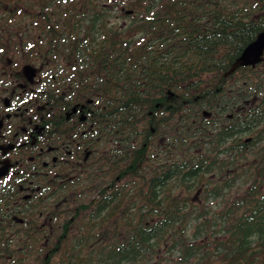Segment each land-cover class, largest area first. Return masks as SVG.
<instances>
[{"label":"trees","instance_id":"1","mask_svg":"<svg viewBox=\"0 0 264 264\" xmlns=\"http://www.w3.org/2000/svg\"><path fill=\"white\" fill-rule=\"evenodd\" d=\"M32 2L0 0L2 4ZM119 2L131 10L132 21L126 28L94 43L66 40L59 31L60 40L47 42L39 50L102 53V98L109 103V111L120 107L124 130L137 129L149 118L147 111L155 109L166 85L167 146L172 154L166 179H181V183L135 185V198L141 196L144 202L149 197V220L103 216L102 233L88 230L85 234L80 229L75 241L56 242L63 249L32 250L34 235L24 236L28 244H20V234L12 238L0 232V264H264V94L258 91L264 88V69L251 76L252 72H245L248 67H239L240 79L234 72L226 74L243 49L264 31V0ZM19 13L31 18L32 8ZM50 16L45 15L51 20L65 18ZM8 28L0 25V37ZM23 50L32 51V47ZM226 83L248 89V98L261 99L250 106L242 126L249 136L232 138L224 149L230 156L218 160L212 156L215 141L209 135L208 120L196 113V107L210 102L206 85ZM156 119L146 121L151 126L156 123L159 131ZM216 141L222 144L225 137ZM227 169L228 178L224 176ZM214 174L223 181L211 183ZM233 187L237 193L229 197L226 190ZM195 191L200 192L198 196L193 195ZM215 199L220 200V209L209 207Z\"/></svg>","mask_w":264,"mask_h":264},{"label":"flooded vegetation","instance_id":"2","mask_svg":"<svg viewBox=\"0 0 264 264\" xmlns=\"http://www.w3.org/2000/svg\"><path fill=\"white\" fill-rule=\"evenodd\" d=\"M44 1L0 3V13H7L0 15V25L9 26L0 37V232L12 238L20 234V244L27 243L24 236L30 233L35 241L29 248L48 252L63 249L56 245L62 238L75 241L80 229L85 234L102 233L103 216L149 220V197L144 202L141 196L135 198V185L181 183V179H166L172 159L167 146L166 85L155 109L147 111L149 118L159 117L160 130L147 117L137 129L124 130L120 107L109 111L102 98V53L39 50L60 40L59 31L66 40L101 42L129 25V9L119 0H91L89 5L77 0L41 4ZM29 7L31 18L19 13ZM45 15L65 18L51 20ZM121 17L130 20L112 22ZM24 43L32 51L23 50ZM239 67H248L245 72L253 76L255 70L264 69V59L237 66L233 72L238 79ZM206 88L210 102L196 107V113L208 120L215 141L213 158L223 160L230 156L224 149L232 138L249 136L242 126L253 102L261 98H248V89L230 83ZM258 91L264 94V88ZM224 137V143L216 141Z\"/></svg>","mask_w":264,"mask_h":264},{"label":"water","instance_id":"3","mask_svg":"<svg viewBox=\"0 0 264 264\" xmlns=\"http://www.w3.org/2000/svg\"><path fill=\"white\" fill-rule=\"evenodd\" d=\"M246 47L247 51L243 54ZM246 47L243 49L240 56L236 59V64L234 63L230 71H233L237 66L254 65L264 59L262 57L264 51V31L258 33L256 38Z\"/></svg>","mask_w":264,"mask_h":264},{"label":"rangeland","instance_id":"4","mask_svg":"<svg viewBox=\"0 0 264 264\" xmlns=\"http://www.w3.org/2000/svg\"><path fill=\"white\" fill-rule=\"evenodd\" d=\"M3 13H5V12L2 11L0 13V15H3ZM5 14H7V13H5ZM129 20H130L129 18L121 17L118 20H116V22L114 20L112 22H114L116 25H118V24L120 25V24H122L124 22H129ZM247 135H249V134H247ZM224 176L228 178L230 176V172L229 171H226V173L224 174ZM210 178L213 180V182H211V183H220V182L223 181L222 177L221 176L218 177L217 174L211 175ZM238 183H240V182H238ZM226 191L229 193V197H232L234 194L237 193V189L235 187H233L231 190H226ZM196 193H197L196 191L193 192V195L194 194L196 195ZM199 193H197V196L199 195ZM221 206L222 205H220V200H218V199H215L214 201L211 202V204H209V207H212V209H216V210L217 209H220Z\"/></svg>","mask_w":264,"mask_h":264},{"label":"bare ground","instance_id":"5","mask_svg":"<svg viewBox=\"0 0 264 264\" xmlns=\"http://www.w3.org/2000/svg\"><path fill=\"white\" fill-rule=\"evenodd\" d=\"M246 51H247V47L245 48L243 54H244ZM235 64H236V63H235ZM25 71H26V70H23V75L25 74Z\"/></svg>","mask_w":264,"mask_h":264}]
</instances>
